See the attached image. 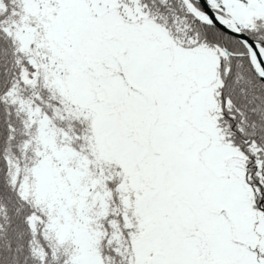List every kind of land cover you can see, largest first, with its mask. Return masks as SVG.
Listing matches in <instances>:
<instances>
[{"label":"snow or ice","instance_id":"6c2138e0","mask_svg":"<svg viewBox=\"0 0 264 264\" xmlns=\"http://www.w3.org/2000/svg\"><path fill=\"white\" fill-rule=\"evenodd\" d=\"M0 264H264V0H0Z\"/></svg>","mask_w":264,"mask_h":264}]
</instances>
